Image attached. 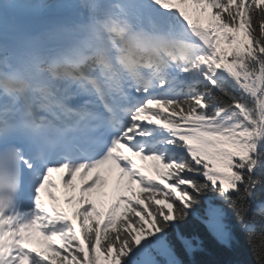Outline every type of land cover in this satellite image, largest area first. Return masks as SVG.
Here are the masks:
<instances>
[{"label":"snow or ice","instance_id":"1","mask_svg":"<svg viewBox=\"0 0 264 264\" xmlns=\"http://www.w3.org/2000/svg\"><path fill=\"white\" fill-rule=\"evenodd\" d=\"M93 170L104 211H49L54 172ZM193 220L264 264V0H0V264H198Z\"/></svg>","mask_w":264,"mask_h":264},{"label":"trees","instance_id":"2","mask_svg":"<svg viewBox=\"0 0 264 264\" xmlns=\"http://www.w3.org/2000/svg\"><path fill=\"white\" fill-rule=\"evenodd\" d=\"M153 162L151 161V164ZM220 202L214 201V204H219ZM224 207L225 211L229 215V219L231 223L235 224V216L232 214L231 210L227 208L226 205H221ZM206 207V206H205ZM76 209V207L74 208ZM101 211H104L106 209L105 205H102L101 208H99ZM201 215L204 213V207L200 209ZM255 220L257 222V225L260 223V218L257 216L255 217ZM185 234H191L193 232L198 233L199 235L203 236L205 239V251L198 254L195 257V260L198 262V264H212L213 261L217 260H223V259H231V260H238L241 261L242 264H256V259L253 255L252 249L249 247V244L247 242V237L245 233L240 232L237 229V237L239 239L238 246L234 249L232 253L225 254L221 249H219L214 241H212L211 237L207 234V230L205 227L198 221L193 220L190 227H187L184 229ZM259 228L257 229V234L254 237V242L257 244L258 248L261 244H264V240L260 237ZM173 243L178 251H181L182 258L185 259V261H189V257L184 256L181 250V245L178 240L173 239ZM46 242L41 241L38 244V249L45 248ZM151 256L153 259L157 261V264H167V257L164 255L162 251L153 249Z\"/></svg>","mask_w":264,"mask_h":264},{"label":"rangeland","instance_id":"3","mask_svg":"<svg viewBox=\"0 0 264 264\" xmlns=\"http://www.w3.org/2000/svg\"><path fill=\"white\" fill-rule=\"evenodd\" d=\"M194 14V13H193ZM129 155H131L129 153ZM135 159V158H134ZM138 160L139 161H144V160H141L139 157H138ZM139 162L137 161V164ZM99 172V174L101 175L102 177V180L97 184V186L92 189V191L90 193H83L81 191L82 189V186L86 185L88 182H90L94 177H95V174H97ZM113 174V172H108L107 170H93L92 172H89L88 173V176L86 177V179H81V177H78V174L76 173V177L75 179L73 180V185L75 186L74 188L72 186H68V187H65V183L64 181L67 179V177L65 176L64 173L62 174H59V180L61 181L62 183V186H63V191L65 192V194L68 196V198H70V195L72 194H76L78 195V204L80 203V197L81 195H84L86 197H89L91 198L93 201L97 200L98 199H102L103 198V195H101V191L103 189H106L107 187V179L109 177H111ZM55 182V181H54ZM121 183V182H120ZM124 183L126 184V178H125V181ZM55 195L57 196L58 193H59V188H56V189H53L52 190ZM105 197V196H104ZM53 209V207H52ZM51 209V211H52ZM35 236L39 237L38 236V233H33Z\"/></svg>","mask_w":264,"mask_h":264},{"label":"bare ground","instance_id":"4","mask_svg":"<svg viewBox=\"0 0 264 264\" xmlns=\"http://www.w3.org/2000/svg\"><path fill=\"white\" fill-rule=\"evenodd\" d=\"M97 174H95V176H96ZM101 180H102V177H101Z\"/></svg>","mask_w":264,"mask_h":264}]
</instances>
